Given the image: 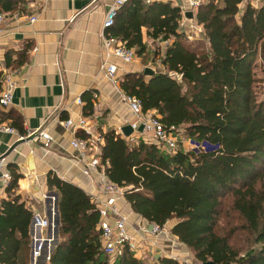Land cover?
<instances>
[{
    "label": "trees",
    "instance_id": "1",
    "mask_svg": "<svg viewBox=\"0 0 264 264\" xmlns=\"http://www.w3.org/2000/svg\"><path fill=\"white\" fill-rule=\"evenodd\" d=\"M244 2L206 0L201 5L196 19L205 42L189 43L179 31L180 10L162 2L130 0L110 30L139 58L149 56L150 40L166 43L164 72L129 73L120 86L140 100L145 114L211 149L170 153L155 143H132L108 132L101 149L107 176L126 190L136 215L161 227L177 220L172 234L201 263L264 264V101L257 91L264 78L255 70L258 61L264 66V0L259 7ZM19 4L23 1L0 0V14L17 13ZM29 48L8 52L7 68L24 65ZM4 79L0 71V93ZM85 112H93L91 99ZM16 121L13 125L26 136L21 118ZM9 168L12 181L0 206V264H29L35 213L17 193L24 176L15 166ZM47 184L59 196L61 239L49 264H144L129 247L119 257L105 253L98 209L83 189L51 173ZM230 197L232 217L251 243L244 255L231 243L236 233H222V207ZM157 264L183 263L164 257Z\"/></svg>",
    "mask_w": 264,
    "mask_h": 264
},
{
    "label": "crops",
    "instance_id": "2",
    "mask_svg": "<svg viewBox=\"0 0 264 264\" xmlns=\"http://www.w3.org/2000/svg\"><path fill=\"white\" fill-rule=\"evenodd\" d=\"M115 1L23 2L19 4L18 11L21 20L10 25L0 38V71L4 72L5 77L11 75L16 83L12 105L0 107V124L15 130L14 134L0 132V158L6 157L9 166H15L24 176L18 183L17 193L35 213L30 234L33 229L42 232L37 216L49 221V237L47 239L42 235L41 239L36 238L38 245L32 251V264H39L40 246L53 242L51 238L54 231L55 235L59 234V230L56 232L59 228L56 226L59 196L48 187L47 177L50 173L80 187L91 197H102L98 177L94 176L91 181L83 174L79 164L80 152L71 146L75 138L87 139V133L84 130L68 129L64 123L68 120L77 123L83 117L94 122L93 130L96 135L104 136L114 131L128 142L138 143L141 139H146L139 133L133 132L128 137L123 134V129L129 126L133 116L123 103L122 95L125 92L120 82L116 84L109 79L104 67L108 50L102 35L103 22ZM250 1H258L259 5H254L260 6V0ZM246 2L248 0L242 6ZM106 34L118 39L110 30ZM146 39L145 37V41ZM26 46H30L28 61L20 67L7 68L6 54L22 51ZM11 60L17 61L18 56L13 55ZM110 63L118 67L119 79L129 73H141L148 68L140 58L133 64L125 65L120 59L112 57ZM88 99L93 103V112L89 116L85 112ZM79 100L82 104L78 103ZM18 117L21 118L19 124L25 129L26 136H22L13 125L17 124ZM39 131H45L52 137L53 142L49 148L33 134ZM31 136L34 137L33 140H26ZM104 144L105 140L101 149ZM0 190L5 193L6 199L7 188L0 184ZM120 206H123L124 213L129 217L134 235L138 233L137 226L147 228L152 224L133 212L125 196ZM176 223L165 225L173 237H176L172 234ZM161 238V246L167 249L170 244L164 237ZM170 252H174L173 247Z\"/></svg>",
    "mask_w": 264,
    "mask_h": 264
},
{
    "label": "built area",
    "instance_id": "3",
    "mask_svg": "<svg viewBox=\"0 0 264 264\" xmlns=\"http://www.w3.org/2000/svg\"><path fill=\"white\" fill-rule=\"evenodd\" d=\"M25 3H34L40 0H22ZM130 0H116L114 5L109 9L103 22V36L105 38V46L108 50L106 56V62L104 67L106 68V75L116 84L120 82L117 77L118 67L115 64L110 63L112 57H116L121 60L125 65L133 64L136 61L137 54L134 49L127 46V43L114 39L108 36L106 33L111 30L116 22L118 12L129 2ZM147 4L153 2H162L170 4L180 10L181 21L179 23V31L186 34L188 40L194 41L195 39H202L205 41V30L203 25H199L196 16L198 9L206 0H144ZM192 12L193 19L187 18V14ZM21 20V14L17 13H2L0 14V38L6 33L7 29L13 23H19ZM177 79H181L180 76L172 74ZM16 88V83L11 75H7L3 82V89L0 93V107L6 108L13 103V93ZM123 103L133 116V120L129 122V126L133 129L134 133H139L140 136L145 137L146 142H152L170 153H175L179 146L180 133L174 128H167L160 117H155L153 114L147 116L143 111L142 103L136 97L122 95ZM82 104V101H78ZM93 121L87 118L81 117L77 123L73 120H68L64 123V126L68 129L84 130L88 138L78 139L75 138L71 142V146L80 152L79 164L81 165L83 174L93 181L94 176L98 177V185L101 189V196L91 197L92 202L95 203L99 215L100 221L98 230L101 232L102 240L104 243V251L107 255L112 257H119L124 253V250L129 247L136 253L135 237L131 230L132 226L129 223V217L127 213H124L123 206H120V202L124 199L126 190L112 183L106 173L108 165L103 164L101 159V146L104 143L103 135H96L93 130ZM0 132L15 133V130L9 126L0 124ZM39 140H42L44 146L49 148L53 142L52 137L45 131H39L33 133ZM8 159L6 157L0 158V184L6 189L12 181V174L8 168ZM5 193L0 190V206L5 198ZM38 224L42 232L49 227V221L47 219L40 218ZM136 232L138 234L147 236L150 239L158 241L161 237H171L166 226H159L156 224H150L149 227L143 225L137 226ZM135 230V228H134ZM173 237V236H172ZM176 238V237H175ZM42 240H44L42 238ZM175 241L173 238L170 239ZM173 244V242H171ZM50 260V257L48 258ZM174 259V258H173Z\"/></svg>",
    "mask_w": 264,
    "mask_h": 264
},
{
    "label": "rangeland",
    "instance_id": "4",
    "mask_svg": "<svg viewBox=\"0 0 264 264\" xmlns=\"http://www.w3.org/2000/svg\"><path fill=\"white\" fill-rule=\"evenodd\" d=\"M251 4L253 6H255L254 4L259 5L258 1H253ZM195 40H200V39H195ZM188 42L191 44L195 43V41H191V40H188ZM204 42H201V47L203 49L207 47L206 43ZM166 46H167L166 43H163V42L153 43V41L150 40L148 44V50L150 52L149 56L146 59L140 58L143 64L147 66L148 68L153 69L156 72L162 71L163 70L162 58L164 57ZM199 49L201 50L200 47ZM137 59H139L138 56L136 60ZM255 70L257 71L258 78L263 79L264 78V66L262 65L261 61H258L257 67ZM141 73H144V71H142ZM257 91H258L259 99L264 101V80L262 83L261 82L259 83ZM149 115H151V113L147 114V116ZM178 149H184L185 151H192V152H200V151L210 150L211 148L206 145H200L198 143H193L190 139H187L183 131L180 133V136H179ZM232 200H233L232 197H230L226 202H224L223 207H222V212H223V215L221 218V222L223 224L222 233L230 235L233 232H235L236 233L235 237L232 238L231 243L235 245V247H237L239 250H242L243 251L242 255H244L251 248V243L249 240V236L244 232L243 228H241V223L238 220H235L236 218L232 217L233 215L230 210L231 208L230 204ZM175 222H177V220L174 219V220H171L169 223L174 224ZM48 229L49 228H47L43 233H39L38 230L36 231L34 229L31 231L30 263L29 264H32L31 255L33 254L32 252L33 248H37V245H38V242H36V238L40 237L39 239H41L43 235L45 238L48 239L49 237ZM170 236L171 237H166L163 239H165L166 242L170 244V246L168 245L169 247H171L170 251L172 250V247H173L174 252H170V251L168 252L169 247L167 249H164L161 246L162 238L160 239V241L159 240L155 241L144 235L139 236V234L136 233L134 237H135V245L137 247L136 254L139 257V259L143 261L144 264H157L160 258H164V257L167 258V256H169V257H172V259L174 258L175 260L183 264H202L197 259L196 254L189 247L181 243L177 237L176 238L172 237L171 233H170ZM32 238H34L35 240L33 241ZM172 238L175 241L170 240ZM51 240L53 242L50 241V243L47 242L46 244L44 243L43 246H40L39 252L41 253V258H40L39 264H49L48 258L51 256L52 252L57 247L61 239L59 237V234L55 235V231H54V235H52ZM171 242H173V244ZM39 244L41 245V243Z\"/></svg>",
    "mask_w": 264,
    "mask_h": 264
},
{
    "label": "water",
    "instance_id": "5",
    "mask_svg": "<svg viewBox=\"0 0 264 264\" xmlns=\"http://www.w3.org/2000/svg\"><path fill=\"white\" fill-rule=\"evenodd\" d=\"M187 18H189V19H193L194 18V15H193V13L192 12H189L188 14H187ZM157 72L156 71H154L153 69H150V68H146L145 69V71H144V74L146 75V76H153V75H155ZM123 134L125 135V136H131L132 134H133V129L131 128V126H126L124 129H123ZM33 136H31V137H29L28 139H26V140H28V141H30V140H33ZM23 141H25V140H21V142H23ZM56 226H59V216H57V219H56ZM59 230V228L56 230V232ZM202 264H216V263H214L213 261H209V262H205V263H202ZM228 264H231V263H228Z\"/></svg>",
    "mask_w": 264,
    "mask_h": 264
}]
</instances>
